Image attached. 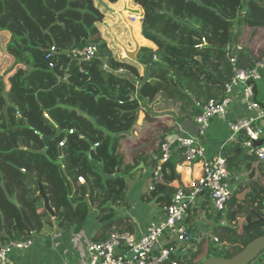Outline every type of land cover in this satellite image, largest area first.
<instances>
[{
  "label": "trees",
  "instance_id": "obj_1",
  "mask_svg": "<svg viewBox=\"0 0 264 264\" xmlns=\"http://www.w3.org/2000/svg\"><path fill=\"white\" fill-rule=\"evenodd\" d=\"M95 1L0 0V32L10 36L8 54L22 67L9 68L7 87L0 77V233H5L1 244L31 240L34 234L46 235L54 229L78 234L92 210L98 222L104 221V236L112 231L133 232L129 220L115 213L126 203L127 178L141 172H133L140 163L156 168L164 137L173 129L170 125L156 137L152 154L136 155L126 163L121 143L135 133L152 130L158 122L146 107L168 100L178 106L170 114L173 122L192 119L200 106L223 96L232 76L230 57L237 58V67L249 69L264 58V49H256L252 42L264 38V0H132L143 10L137 43L148 46L141 47L136 57L148 72V81L142 83L137 68L114 57L102 41L97 24L104 15ZM122 14L129 19L128 9ZM87 45L96 47L94 59L83 62L68 56ZM103 63L111 71L121 69L127 74L105 73ZM97 85L111 96L121 93L130 100L120 103L101 97ZM42 136L55 138L46 146ZM240 142L221 151L230 173L239 172L241 158L255 160L245 154ZM92 148L99 161L89 158ZM182 160L175 145L161 164L162 179L148 192L160 208L170 204L177 190L171 183ZM57 162L71 183V196ZM257 166L262 182L250 174L247 184L236 186L227 206V225L215 230L223 247L219 254L205 239L189 249L182 264L231 258L263 234L264 163ZM41 192L54 218L44 210ZM234 194L246 196L238 200ZM19 206L27 212L35 233L23 221Z\"/></svg>",
  "mask_w": 264,
  "mask_h": 264
},
{
  "label": "built area",
  "instance_id": "obj_2",
  "mask_svg": "<svg viewBox=\"0 0 264 264\" xmlns=\"http://www.w3.org/2000/svg\"><path fill=\"white\" fill-rule=\"evenodd\" d=\"M134 12L128 14L133 21L136 17ZM68 56L87 62L97 56V49L93 45H87L82 49L72 50ZM236 60L235 56L230 57L232 76L223 87V96L209 100L200 106L199 114L188 119L195 123L196 133H189L181 123L176 122L173 133L164 137L162 157L154 168V177L161 180V164L169 159L176 145L183 160L201 165V175L189 186L178 188L170 204L162 208V216L152 221L144 231L138 234L112 231L103 240L92 241L84 246L79 244L81 264H182L186 251L201 243L207 236L187 224L190 210L199 208L201 204L211 209L219 226L227 225L225 217L228 203L232 199L233 178L221 153L209 156V134L213 120L225 122L227 142L240 139L245 154L253 157L257 163H264V98L259 102L254 93V83L264 80V58L251 69L237 67ZM50 67L53 68V65ZM102 70L105 73L125 76L123 70L111 71L105 63ZM235 100L238 106L234 109ZM173 135L175 139L171 138ZM261 141L262 144L259 145ZM63 145L64 141L60 142L59 146ZM212 240L219 244L216 237ZM31 244V240L0 244V264H8V258L13 251L25 252ZM261 256L264 257V251Z\"/></svg>",
  "mask_w": 264,
  "mask_h": 264
},
{
  "label": "crops",
  "instance_id": "obj_3",
  "mask_svg": "<svg viewBox=\"0 0 264 264\" xmlns=\"http://www.w3.org/2000/svg\"><path fill=\"white\" fill-rule=\"evenodd\" d=\"M130 1L133 4L132 8L137 9L138 7L140 9L141 16V14H143L142 8L136 5L132 0ZM115 4L110 5L115 6ZM152 48L156 49L154 45ZM131 64L135 66L138 71L140 68L141 72L143 73V68L141 65H139L137 62H132ZM142 73H140V75ZM126 74L127 73H125V75ZM129 77L132 81H135L132 76ZM254 93L255 99L261 102L264 98V80L254 83ZM166 102L169 101L167 100ZM165 104L156 107H162ZM237 106V101L235 100L233 108ZM156 107H151V105H149L148 108L146 107V112L154 115L158 122L164 124L166 121L165 124L167 127L173 125L174 128L176 122H173V120L171 119L172 115L167 113V115L160 116L153 111ZM237 114L241 115V112L237 111ZM156 123L153 124V129L156 127ZM178 123H181L182 127H184L189 133H196V126L192 120H185ZM262 126L264 128V123H262ZM152 130H146V132H144L143 134L149 133L151 137L152 135L150 134V131ZM169 133H173V129L166 134ZM221 135L222 133L216 134L212 137L211 142L213 143L210 147L211 154H219L221 153L224 146L233 143L227 142L225 138L224 141H222L220 144H217ZM222 138L224 139V137ZM140 139L141 135L135 133L134 135L128 136L126 140L121 143L120 153L123 155L124 161L126 163H131L133 157H135L136 155H150L157 148L156 142H154V140L150 142L151 144L147 143L146 140H149V137H145L143 140ZM255 162V160L247 159L245 157L241 158L239 164V172L231 173L233 178V180L231 181L233 190H235L237 185L248 183L250 174L253 175L254 180V177H256L257 175V171L256 169H254L255 165L257 164V162ZM139 170H141V172H138ZM136 171L138 172L137 175H135L133 178H127L128 190L125 197V201L127 204L125 203L122 205V207L116 208L115 213L118 218H127L133 228V232L138 234L141 231H144L152 221H156L162 216V208H160L154 202V200L150 199L151 196L148 194V192L153 188V183L156 181H160L156 177H154V168L144 166L143 163H140L133 170V172ZM175 173L176 177L171 185L175 189L185 188L191 183H194L196 179L201 175V165L199 163H189L185 160H182V162L176 165ZM96 216L97 212L92 210L78 234L54 229V231H52L46 238L36 240L31 239L32 244L30 248L27 251L21 253L13 251L8 258V264H56V262H59V264H81V258H79L78 256L72 257L71 254L73 248L76 249L79 244L84 246L89 242L101 240L106 237L104 236L105 234L102 233V231L104 230V221L102 220L98 222L96 220ZM187 224L193 230L206 233L207 235L208 229L210 227L216 226L217 222H215V220H212V218L209 216L206 205L201 204L199 208H192L190 210L187 217ZM205 239L206 237L204 238V240ZM50 242H53L54 245L50 244ZM48 245L52 246V248H49ZM192 249H195V247H192ZM188 251H186V255L188 254Z\"/></svg>",
  "mask_w": 264,
  "mask_h": 264
},
{
  "label": "rangeland",
  "instance_id": "obj_4",
  "mask_svg": "<svg viewBox=\"0 0 264 264\" xmlns=\"http://www.w3.org/2000/svg\"><path fill=\"white\" fill-rule=\"evenodd\" d=\"M126 2H128V0H121L118 3H116L115 6H111L109 4V2H107V1L97 0L94 2V5L104 15L103 21L101 23L97 24V28L100 32L101 39H102V41H104L106 43L108 49L112 52L113 56L118 58V59H120V58L127 59L125 57L123 51H122V47H123V49L128 50V51L134 50V41L137 42V38L140 37V33H141V21H142V15L143 14H141V16H139L138 21H136V20L133 21L131 19L124 18V14H122V11L124 9H128L129 13L135 11L134 12L135 16L140 15V9L138 7H137V9H134V8H132V6H133L132 2L129 4H127ZM133 26H134V28L132 29ZM249 32L251 33L252 30H249ZM10 39L11 38L9 35H7L4 32H0V75H1L3 83L5 84L6 87L9 86L7 75L10 76L12 74V72H11V74L9 75V68H11V70H13V71H15L19 68H22L20 64L16 65L14 57H12L11 55L8 54L7 46L9 44ZM252 42L256 46L255 47L256 49H264V38L261 40L254 38ZM140 45H141V47H143L146 44L145 45L140 44ZM127 60H128L127 63H129V64L132 63L129 59H127ZM139 72L142 73L140 68H139ZM144 106L142 105V108H145ZM177 108H178L177 104H172L171 102H166V104L164 106L156 107V108H154L153 111L155 113L159 114L160 116H163V115H167V113L171 114V112H169V111H173V109H174V111H176ZM141 117H142V115H140V117H139V123H140ZM165 123H166V121H165ZM165 123L164 124L161 122L156 123V127L152 131H150V134L152 136L150 137L149 133H145V134L141 135L140 140H143L145 137H149V140H146L147 143H150L151 141L154 140V142H156V145H157L158 141H157L156 137L163 134L164 129L167 127ZM220 133H222V135H221L219 141L217 142V144H220L222 141H224L225 138L228 137V133L226 131L225 122H223L219 119H214L212 122L210 134H209V145H208L209 156L217 155V154H211L210 153V147L212 146V143H213V142H211L212 137L214 135L220 134ZM222 137H224V139ZM254 169H256V171H257V173H256L257 175H256V177H254V179H256L257 181H259L261 183L262 182L261 168H258V166L256 164ZM245 191H247V190H244V192ZM249 194H250V192H249ZM244 195L234 194V197L237 198L238 200H240L241 198L244 197ZM232 196H233V194H232ZM250 197H252V196H250ZM206 207L208 209L209 216L212 218V220H214V216H213L211 209L207 205H206ZM217 228H219V224H216V226L210 227L207 231V236H206V240L208 241V242H206V245L207 244H208V246L211 245V248L215 249V251L217 253L216 255L219 254L217 251H220L223 248L221 244H215V243H213V240H212V238L215 237V230ZM48 235H50V233H48L46 235L45 234H42V235L34 234L33 239L36 240V239L46 238ZM50 244L54 245L53 242H50ZM48 246H49V248H52V246H50V245H48ZM196 246L197 245H194L192 247L196 248ZM71 255H72V257L78 256L79 258H81V254L79 252L78 246L76 249L73 248ZM56 264H59V262H56ZM252 264H264V257L260 255L259 257H257V259Z\"/></svg>",
  "mask_w": 264,
  "mask_h": 264
},
{
  "label": "water",
  "instance_id": "obj_5",
  "mask_svg": "<svg viewBox=\"0 0 264 264\" xmlns=\"http://www.w3.org/2000/svg\"><path fill=\"white\" fill-rule=\"evenodd\" d=\"M140 48H141V46L138 45V43H136L134 41V50L128 51V50H125L122 48V51H123V53L127 59H129L131 62H136V57H137V54H138ZM142 68H143L142 83H146L149 79L147 68L145 66H142ZM89 82L94 84V82L92 80H89ZM97 87L100 91V96L104 97L106 99H109L111 101L121 103V102H125V101L130 100V97H125L121 93H118L115 96L109 95L104 86L97 85ZM60 133H61V130L59 129L55 136L59 135ZM55 136H51V137L50 136H42V139H43L45 145L47 146L49 140L55 138ZM171 138L175 139L176 137L173 135ZM261 144H262V141L260 142L259 145H261ZM60 155H61V152H60ZM88 156L92 160L99 161V159H97L95 156L93 148L90 150ZM56 165H57L58 170H59V175L65 183V186H66L67 191H68V195L71 196L72 186H71L70 181L68 180V178L64 174L62 164L60 162H57ZM41 196L43 197L44 210L47 213H49L52 218H54V212L50 207L49 200H48L47 196L43 192H41ZM18 208L21 212L23 221L30 227L31 233H35V228L33 227L32 223L28 217L27 212L20 206ZM4 237H5V233H0V243H1L2 238H4ZM263 251H264V232L261 236L252 240L240 252H238L237 254L232 256L231 258H210V259L203 261L202 264H251L257 259V257H259L261 255V253Z\"/></svg>",
  "mask_w": 264,
  "mask_h": 264
},
{
  "label": "bare ground",
  "instance_id": "obj_6",
  "mask_svg": "<svg viewBox=\"0 0 264 264\" xmlns=\"http://www.w3.org/2000/svg\"><path fill=\"white\" fill-rule=\"evenodd\" d=\"M136 42V41H135ZM137 43V42H136ZM139 45V44H138Z\"/></svg>",
  "mask_w": 264,
  "mask_h": 264
}]
</instances>
